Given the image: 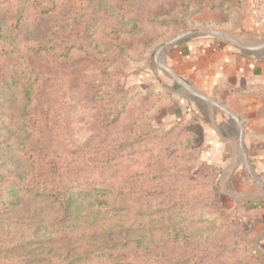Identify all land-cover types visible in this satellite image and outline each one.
<instances>
[{
  "label": "rangeland",
  "instance_id": "1",
  "mask_svg": "<svg viewBox=\"0 0 264 264\" xmlns=\"http://www.w3.org/2000/svg\"><path fill=\"white\" fill-rule=\"evenodd\" d=\"M208 1L0 0V264H264L253 170L211 148L242 128L170 113L166 46Z\"/></svg>",
  "mask_w": 264,
  "mask_h": 264
},
{
  "label": "crops",
  "instance_id": "2",
  "mask_svg": "<svg viewBox=\"0 0 264 264\" xmlns=\"http://www.w3.org/2000/svg\"><path fill=\"white\" fill-rule=\"evenodd\" d=\"M237 1L234 20L223 6L199 9L166 46L164 72L172 82L185 86L180 84L172 91V115L190 117L199 110L195 98H201L208 102L212 116L209 133L216 140L228 138L219 129L226 120L242 128L243 148L233 144L225 150L218 140L211 148L220 157L230 155L227 162L222 160L221 172H229L220 175L224 182L231 174L252 168L250 180L234 187L232 198L256 206L249 211L263 223L254 243L264 250V0ZM182 87L194 98L186 96ZM179 101L183 102L182 111ZM216 107L226 114H217Z\"/></svg>",
  "mask_w": 264,
  "mask_h": 264
},
{
  "label": "trees",
  "instance_id": "3",
  "mask_svg": "<svg viewBox=\"0 0 264 264\" xmlns=\"http://www.w3.org/2000/svg\"><path fill=\"white\" fill-rule=\"evenodd\" d=\"M235 2L238 3L237 0H209L207 3H203V4H198V5H189V9L194 10V13H196L197 11H199V9H201L204 6H208L210 8H215V7H225L227 13L231 16L232 20H234V18H236L237 16V10H236V6H235ZM27 4H33L36 8L37 4L41 3V0H26ZM46 5H51V6H46ZM54 4L51 3H46L44 6V10H50V8L53 6ZM39 9L41 7H38ZM62 206L65 205L66 202H60Z\"/></svg>",
  "mask_w": 264,
  "mask_h": 264
},
{
  "label": "built area",
  "instance_id": "4",
  "mask_svg": "<svg viewBox=\"0 0 264 264\" xmlns=\"http://www.w3.org/2000/svg\"><path fill=\"white\" fill-rule=\"evenodd\" d=\"M254 11L257 13V11H258V6L255 4L254 5Z\"/></svg>",
  "mask_w": 264,
  "mask_h": 264
}]
</instances>
